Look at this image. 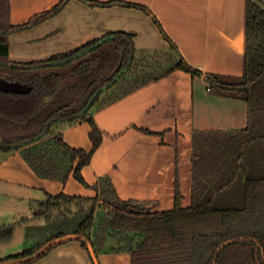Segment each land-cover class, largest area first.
I'll use <instances>...</instances> for the list:
<instances>
[{"label": "trees", "instance_id": "16d2710c", "mask_svg": "<svg viewBox=\"0 0 264 264\" xmlns=\"http://www.w3.org/2000/svg\"><path fill=\"white\" fill-rule=\"evenodd\" d=\"M68 1L60 0L14 24L11 0H0V79L11 84L0 86V150H19L42 178L66 184L74 176L97 193L47 192L33 213L44 223L27 225L30 244L0 257V264L18 259L23 261L16 264H32L67 241L53 244L36 258H26L68 234H76L90 255L89 245L99 255L116 240L118 245L112 249H127L131 264H264V0L246 3L244 73L206 74L210 90L247 101L248 125L194 130L192 203L183 206L177 180L175 206L165 210L157 209L153 200L122 198L109 176L87 182L83 168L103 140L93 113L176 69L193 75L204 72L184 58L156 17L171 43L169 50L138 49L134 34L115 31L48 59H11V33L50 18ZM121 3L153 14L145 5ZM77 121L91 125L90 149L72 146L64 137L62 128ZM12 228L0 226L1 241L10 239Z\"/></svg>", "mask_w": 264, "mask_h": 264}, {"label": "crops", "instance_id": "0c3cea01", "mask_svg": "<svg viewBox=\"0 0 264 264\" xmlns=\"http://www.w3.org/2000/svg\"><path fill=\"white\" fill-rule=\"evenodd\" d=\"M59 1L11 0L12 22H26ZM97 1L118 2L93 5L69 0L50 18L12 32L10 57L20 62L48 59L115 31L134 34L138 49L169 50L171 43L156 17L184 58L204 73L193 75L176 69L95 110L93 116L103 131V140L83 168V174L90 184L109 176L122 198L153 200L161 210L175 206L178 180L182 204L189 206L193 196L194 130H234L248 125L247 101L210 90L206 78L207 73H244L247 0ZM121 1L145 5L153 14ZM90 129L89 122L77 121L65 125L62 132L72 146L90 149ZM0 181H17L31 194L35 193L19 197L29 202L28 212H21L26 226L39 223H35L32 214L37 201L45 199L47 192L88 196L97 193L74 176L66 184L38 176L19 150H0ZM28 245L25 240L21 247ZM117 245L108 243L99 252L100 264H131L127 249H112ZM17 249L1 247L0 257L14 254ZM32 264L95 262L81 241L72 239L55 246Z\"/></svg>", "mask_w": 264, "mask_h": 264}, {"label": "rangeland", "instance_id": "374dc122", "mask_svg": "<svg viewBox=\"0 0 264 264\" xmlns=\"http://www.w3.org/2000/svg\"><path fill=\"white\" fill-rule=\"evenodd\" d=\"M8 85L11 86V84L6 82L5 80L0 79L1 87H6ZM118 91H112L111 93L116 94ZM34 194L35 193L31 194L25 187L17 183V181H0V226H13V228L11 229L12 234L9 239L10 242H0V249L1 247L3 248V250L18 248L17 251H14L15 253L20 252L23 249L21 246L25 240L27 241V239L25 237L26 225H23V221L25 220L23 219V213L21 214V212L22 210L28 212L29 207L27 206L29 202L23 201V199L20 200V198L35 196ZM35 208L37 207L35 206L34 209ZM34 219H36L35 223L39 222L38 224L44 223L45 220L43 217ZM109 243L114 245L118 244L116 240H111ZM28 244H30V242H28Z\"/></svg>", "mask_w": 264, "mask_h": 264}, {"label": "water", "instance_id": "95a60500", "mask_svg": "<svg viewBox=\"0 0 264 264\" xmlns=\"http://www.w3.org/2000/svg\"><path fill=\"white\" fill-rule=\"evenodd\" d=\"M76 238H77L76 234H68V235H64L62 237H58V238L50 241L43 249H41L40 252H38V253L26 258V260H31L33 258L38 257L39 254H41L43 251H45L46 249H48L50 246H52L55 243H59V242H62V241H69V240L76 239ZM89 250L91 252V255H92V258H93L95 264H100L99 257L96 254L95 249H94V247L92 245H89ZM21 261H23V260L22 259L12 260V261H8V262H6L4 264H16L17 262H21Z\"/></svg>", "mask_w": 264, "mask_h": 264}]
</instances>
